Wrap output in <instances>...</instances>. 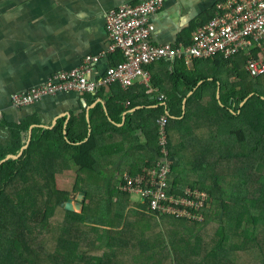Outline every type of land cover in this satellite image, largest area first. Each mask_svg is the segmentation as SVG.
<instances>
[{
  "label": "trees",
  "instance_id": "obj_1",
  "mask_svg": "<svg viewBox=\"0 0 264 264\" xmlns=\"http://www.w3.org/2000/svg\"><path fill=\"white\" fill-rule=\"evenodd\" d=\"M176 63H160L166 73L160 90L170 77L175 84L166 93L167 108L131 111L139 101L129 102L127 108L116 103L120 113L126 108L127 115L126 123L114 130L124 137H129L128 132L142 130L148 139L147 147L155 150L157 158L160 147L155 120L167 112L168 162L172 169L192 165L198 187L210 196L211 205L205 208L207 223L184 219L190 224L187 226L175 219L170 234L175 242L168 247L159 237L151 256L162 257V264H248V257L251 264H264V77H251L243 68L244 61H197L192 69L185 62ZM175 66L180 69L170 73ZM141 84L132 91L137 99L146 100L153 78L149 87ZM28 126L27 122L10 125L0 137V264H108L110 252L86 257L74 246L87 240L82 237V229L88 223L94 224L88 215L99 209L107 219L111 208L110 202H104V194L83 187L87 173L98 171L99 155L111 146V126L94 124L87 141L86 136H74V119L66 128L63 121L53 129L33 128L30 141L21 150ZM246 128L252 132L248 138ZM105 134L109 140H98ZM7 155L18 157L3 161ZM70 162L78 167L72 192L86 189L87 199H102L84 204L81 213L61 207L70 192L59 187L58 176L69 169ZM38 206L42 212L34 211ZM58 208L63 213L57 215ZM61 219L80 232L69 236L68 243L65 237L49 235L56 232V226L51 224ZM110 219L107 220H124L117 216ZM214 223L217 227L210 235ZM78 235L80 238H76ZM24 238H31V243L22 241ZM102 240L99 236L96 248L101 249ZM134 258V264L139 260L141 264L147 262V256L139 251Z\"/></svg>",
  "mask_w": 264,
  "mask_h": 264
},
{
  "label": "crops",
  "instance_id": "obj_2",
  "mask_svg": "<svg viewBox=\"0 0 264 264\" xmlns=\"http://www.w3.org/2000/svg\"><path fill=\"white\" fill-rule=\"evenodd\" d=\"M142 1L144 0H0V137L10 125L23 122L29 124L25 144L29 136L31 137L33 128L53 129L60 121H63L66 128L74 119V136H86L84 141L91 136L94 124H102L103 128L111 126V139L106 134L98 137L101 142L110 139L108 143L111 146H106L99 155L96 162L98 171L95 172H105V177L100 181L111 191L108 198L103 197L111 203L112 211L108 213L107 218L117 216L128 220L130 216L146 229L147 225L155 226L157 235L146 232L150 238L141 236L142 240L138 238L139 245L137 238H134L139 254L143 253L148 260L153 244L158 241L160 235V238H164L159 230L164 229L166 233H170L176 218L157 217L148 210L140 197L121 192L119 186L122 176L125 173L138 174L144 168L152 166L157 161V154L154 149L147 147L148 139L142 130L128 132L129 137H124L114 130V127L120 128L126 123V108L129 102L139 101V105L131 111L143 107L167 108L166 93L171 92L175 84L170 77L164 89L160 90L159 84L163 83V77L166 75L161 68L165 66L155 64L157 66L148 68L151 79L153 78V86L147 90L150 96L146 100L137 99L132 91V88L141 84L140 80H137L129 91L119 84H114L100 87L96 94L58 91L53 96L43 97L36 103L22 108H16L11 103L14 93L41 86L58 73L79 69L83 67L86 57L99 58L98 63L90 65L88 77L91 79L101 77L109 67L122 63L124 58L121 53L108 54L110 41L105 15L110 10L124 5L136 6ZM215 3L216 0H165L162 10L150 20L153 29L150 38L152 45L189 43L192 33L213 18ZM233 61L237 63L243 60L236 58ZM195 62L186 65L192 69ZM176 69L180 67L175 66L169 71L173 73ZM183 102L185 110L186 99ZM116 103L126 108L120 113ZM155 123L157 125L156 120ZM250 130L245 129L247 138L248 134H252ZM128 141L137 145L127 143ZM69 164V169L58 176V183L63 179L70 180L78 170L74 162ZM234 164L237 165L236 160ZM191 168L192 165L189 164L175 166L172 169V184L178 189H200L197 183L198 175H194ZM97 185L93 182L84 188L94 190ZM86 189L79 190L86 192L83 206L90 202ZM72 191L69 197L72 196L76 200L79 192ZM180 221L181 225L190 226L188 221ZM109 236L117 238L115 233H109ZM124 237L131 235L122 236ZM140 245L144 248L148 246L150 250L144 253L139 249ZM157 249H161L160 244ZM141 262L139 260L138 264Z\"/></svg>",
  "mask_w": 264,
  "mask_h": 264
},
{
  "label": "built area",
  "instance_id": "obj_3",
  "mask_svg": "<svg viewBox=\"0 0 264 264\" xmlns=\"http://www.w3.org/2000/svg\"><path fill=\"white\" fill-rule=\"evenodd\" d=\"M165 0H144L136 6H121L105 15L110 41L108 54L121 53L122 63L110 67L99 78L88 77L91 64L99 58L86 57L83 67L56 74L47 83L14 93L11 103L16 108L32 105L58 91L93 93L100 87L118 83L128 89L137 80L149 87L148 68L160 63L194 61H233L242 58L244 70L253 78L264 77V0H216L214 16L191 35L189 43L152 45V16L163 8ZM160 156L138 174L125 173L119 189L137 195L150 212L158 217L206 222L205 208L210 196L197 188L178 189L172 184V167L168 162L169 115L157 120Z\"/></svg>",
  "mask_w": 264,
  "mask_h": 264
},
{
  "label": "rangeland",
  "instance_id": "obj_4",
  "mask_svg": "<svg viewBox=\"0 0 264 264\" xmlns=\"http://www.w3.org/2000/svg\"><path fill=\"white\" fill-rule=\"evenodd\" d=\"M213 16H214V14H213ZM135 145H137V143ZM158 145H159V141H158ZM168 145H169V141H168L167 147H168ZM107 148H108V146H107ZM74 177H75V172L73 173L70 180H68V179L60 180L59 187L62 188V190H66L69 192L72 191L73 190ZM86 177L87 178H86V181H85V184L83 185V187L89 186L91 183L95 182L98 185L96 186L97 188L94 190L99 191L100 194H104V196L106 198H108L110 196V194H111L110 189H107L105 187V183L100 181V179L105 177V172H103L101 170L98 173H87ZM76 194L77 193H75L74 196H76ZM137 197H139V196H137ZM89 201L94 202V203H98V202H102V199H100V200H99V198H97L96 200L89 199ZM105 201L106 200H104V202ZM210 205H211V203H210ZM93 208H99V206H94ZM33 209L35 212H42L43 211V208H41L39 206H38V210H37V208H33ZM82 211H83V207H82L81 211L79 209H76L74 212L81 213ZM111 211H112V209L110 208L109 212H111ZM58 212L63 213V211H61L59 208L56 211L57 215H58ZM123 213H126V212H123ZM126 214H129V213H126ZM102 216H103V214H102V212H99V209H98V211L94 212V214L88 215L89 219L94 220V224L88 223L86 225L87 228L82 229V232L84 233L82 237L87 239V240L80 242V245H75L74 249L75 250L78 249L80 252H85L86 257H90V256H94V255L99 256V255H102L104 251H108L111 253V258L108 261V264H117V262L122 263V264H134L135 262H137V260L134 259V255H135V252L138 251L137 250L138 246L134 244L135 243L134 238H137V241H138L139 240L138 238L145 235L146 238L149 239L150 236L147 235L146 232H148L149 234H152V235H153V233L156 234L157 230H156L155 226L147 225L148 229H146L145 227L141 226L140 224H137L130 216H129L128 220L124 219L122 221H108L107 219H110L114 216H110L107 219L102 217ZM125 216L127 217V215H125ZM62 219L59 220L57 222V224H51V225L56 226V228H55L56 232L54 233V235H52V233H49V235L52 238L55 237L56 239H59V236L61 237V239H63V237H65L66 243H68V237L69 236L79 234L80 232H75L74 230H72L70 228V226L66 224V222H63ZM67 223H69V222H67ZM203 223H207V222H203ZM216 227L217 226L214 223L213 226L211 227V230H209L210 235H213L214 231L216 230ZM159 231L162 234V237H164V238H160V239L165 240L166 242L168 241L167 242L168 247L175 242L173 239L170 238V234L173 231H170V233H166L164 229L159 230ZM109 233H115L117 235V238L109 236ZM39 234H42V233H39ZM127 234L131 235V237L122 238V236H125ZM168 235H169V237H168ZM22 236H25V235L23 234ZM99 236H101L103 238L102 243H101V249L96 248V245L99 243ZM160 237H161V235H160ZM31 238H30V240L24 238V239H22V241H24L26 239V242L31 243L30 242ZM76 238H80V236L78 235V236H76ZM34 242H35V245H37L36 244L37 242L36 241H34ZM138 245H139V241H138ZM37 248H38V246H37ZM110 248H112L113 251H111ZM139 248L144 253H147L150 250V248L148 246L146 248H144V246L140 245ZM36 249H33V250L35 251ZM104 255H107V254H104ZM35 257H37V256H35ZM76 257L78 259L80 258V256H76ZM34 260H37V259H34ZM162 260H163L162 257L157 256V255H152V256H149L146 264H162ZM175 261H177V258H175ZM251 263H252L251 258L248 257V264H251Z\"/></svg>",
  "mask_w": 264,
  "mask_h": 264
},
{
  "label": "water",
  "instance_id": "obj_5",
  "mask_svg": "<svg viewBox=\"0 0 264 264\" xmlns=\"http://www.w3.org/2000/svg\"><path fill=\"white\" fill-rule=\"evenodd\" d=\"M244 102H245V101H244ZM29 141H30V136H29V138H28V140H27V143L25 144V146H23V147L21 148V150H22L23 148L26 147V145L28 144ZM19 154H20V153H19ZM19 154H18V155H19ZM18 155H17V156H15V155H8V156L5 157V159H4L3 161H5V160H7V159H9V158H13V159H15V158L18 157ZM3 161H2V162H3ZM0 163H1V162H0ZM85 197H86V192H85V191H80L79 194H78V197L76 198V200H74L73 197L71 196V197H69V199H68L67 201L63 202V203L61 204V206H62L65 210H68V211H72V212H74L76 209H79V210L81 211V209H82V207H83V203H84V201H85ZM143 201H144V200H143Z\"/></svg>",
  "mask_w": 264,
  "mask_h": 264
},
{
  "label": "clouds",
  "instance_id": "obj_6",
  "mask_svg": "<svg viewBox=\"0 0 264 264\" xmlns=\"http://www.w3.org/2000/svg\"><path fill=\"white\" fill-rule=\"evenodd\" d=\"M162 10V9H161ZM195 62V61H194ZM193 63V62H192ZM110 68V67H109ZM115 84H118V83H115ZM112 85H114V84H112ZM120 85V84H119ZM111 86V85H110ZM121 86V85H120ZM122 87V86H121ZM145 202V201H144Z\"/></svg>",
  "mask_w": 264,
  "mask_h": 264
},
{
  "label": "flooded vegetation",
  "instance_id": "obj_7",
  "mask_svg": "<svg viewBox=\"0 0 264 264\" xmlns=\"http://www.w3.org/2000/svg\"><path fill=\"white\" fill-rule=\"evenodd\" d=\"M143 200V199H142Z\"/></svg>",
  "mask_w": 264,
  "mask_h": 264
}]
</instances>
